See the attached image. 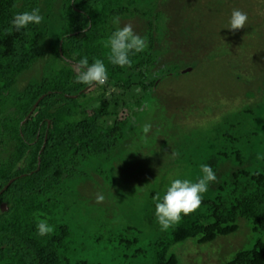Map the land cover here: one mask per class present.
<instances>
[{"label": "trees", "instance_id": "1", "mask_svg": "<svg viewBox=\"0 0 264 264\" xmlns=\"http://www.w3.org/2000/svg\"><path fill=\"white\" fill-rule=\"evenodd\" d=\"M190 4L184 0H0V264H93L73 254L74 229L67 219L73 212L87 230L91 217V210L76 212L82 197L77 189L93 188L103 179L110 186L126 184L127 166L112 169L111 174L95 166L114 158L137 115L154 102L158 80L177 77L185 68L192 72L218 50L226 49V54L239 42L206 31V21L189 16L195 9ZM37 7L44 17L40 24L4 35L16 14ZM115 17L119 24L113 22ZM125 24L147 37L148 48L130 53L132 66L121 68L110 63V49L103 42ZM84 56L89 65L94 59L104 62L107 84L77 82L76 65ZM35 65L38 78L17 89L20 77ZM91 89L99 95L89 98ZM108 90H115L109 99ZM124 111L126 116L120 119ZM249 112L242 111L235 121L225 117L209 139L205 154L211 165L231 159L236 167L215 186L212 198H203L198 211L183 216L178 226L151 243V264H178L170 254L175 245L188 239L199 245L212 243L234 233L239 219L248 221L252 232L264 231V152L260 170L250 171L246 154L257 145L259 133L249 127L250 118L245 117ZM132 159L127 156V163H135ZM38 219L47 220L55 233L38 236ZM226 264H264V242L238 252Z\"/></svg>", "mask_w": 264, "mask_h": 264}, {"label": "rangeland", "instance_id": "2", "mask_svg": "<svg viewBox=\"0 0 264 264\" xmlns=\"http://www.w3.org/2000/svg\"><path fill=\"white\" fill-rule=\"evenodd\" d=\"M184 2L192 3L190 6L195 8L190 17L206 21V31L219 39H239V42L226 54V49L218 50L192 72H184L188 69L185 68L177 77L158 80L155 88L159 92L151 99L154 102L137 115L114 158L95 166L110 174L112 169L127 166L123 171L128 179L126 184L110 186L103 179L100 185L93 183V188L89 185L76 188L82 195L76 212L79 213L80 208L91 210L87 230L82 219L73 212L67 219L74 229L76 259L93 264H151L150 245L164 232L157 222L155 207L151 206V202H156L154 198L162 197L174 179L196 182L202 176L201 165L204 164L210 165L217 177L203 194V198H212L215 186L236 167L231 159L211 165L205 154L211 146L209 139L217 133L225 117L235 121L234 118L242 117V111H250L245 117L250 118L249 127L259 134L257 145L246 154V166L250 171L261 168L258 157L264 152V0ZM233 9L248 16L246 26L237 31L227 28ZM38 70L35 65L23 74L16 88L21 90L23 83L37 79ZM93 92L91 89L89 98L99 95ZM114 92L108 90L106 97L109 99ZM119 116L123 119L126 112ZM145 124L152 126L146 143L141 139ZM172 152H178L179 156L173 158ZM129 155L135 163H127ZM152 192L153 197L148 198ZM98 194L104 197L101 203H97ZM237 224V230L230 235L202 245L197 244L196 239H188L175 245L170 254L176 256L178 264H226L238 252L252 249L258 241L264 242V231L252 232L245 219H239ZM125 227L129 230H121ZM135 239L136 243L130 242ZM136 250L140 253L133 257Z\"/></svg>", "mask_w": 264, "mask_h": 264}, {"label": "clouds", "instance_id": "3", "mask_svg": "<svg viewBox=\"0 0 264 264\" xmlns=\"http://www.w3.org/2000/svg\"><path fill=\"white\" fill-rule=\"evenodd\" d=\"M44 17L40 15V9L34 8L30 12L16 14L11 26L4 30V35H12L13 31L20 32L30 24H40ZM114 23L119 24V17L114 18ZM248 23L247 13L233 9L229 20L228 29L237 31ZM104 47L110 49L108 60L111 64L121 68L131 67L132 60L129 54L136 55L144 52L148 48L147 37L136 34L131 24H125L117 28L106 41ZM74 55H79L75 53ZM78 75L76 80L86 85H105L108 82V72L104 62L94 59L89 65L87 56L82 57L76 65ZM99 107V105H97ZM151 124H145L142 128L144 133L141 139L147 142V134L151 131ZM172 157H178V152H172ZM260 158V157H258ZM202 176L196 182L189 179H174L167 187L165 194L161 198L157 195L155 199V216L162 231H167L173 226H178L183 216H188L199 210L203 202V194L208 191L210 183L215 182L217 177L210 165H201ZM97 203L104 200L103 195H97ZM37 235L50 236L55 233V228L47 223V220H37Z\"/></svg>", "mask_w": 264, "mask_h": 264}, {"label": "water", "instance_id": "4", "mask_svg": "<svg viewBox=\"0 0 264 264\" xmlns=\"http://www.w3.org/2000/svg\"><path fill=\"white\" fill-rule=\"evenodd\" d=\"M191 70H192L191 68H188V69H186L184 72H190ZM42 98H43V96L39 99L38 102H36V104L34 105V107H33V109H32V112L36 109L38 103L42 100ZM32 112H31V113H32ZM45 143H46V141H45ZM44 145H45V144H44ZM44 145L42 146V150L44 149ZM42 150H41V151H42ZM38 164H40V162H39Z\"/></svg>", "mask_w": 264, "mask_h": 264}]
</instances>
